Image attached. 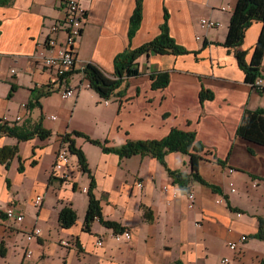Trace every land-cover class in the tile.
I'll list each match as a JSON object with an SVG mask.
<instances>
[{
  "label": "crops",
  "instance_id": "0c3cea01",
  "mask_svg": "<svg viewBox=\"0 0 264 264\" xmlns=\"http://www.w3.org/2000/svg\"><path fill=\"white\" fill-rule=\"evenodd\" d=\"M67 1L0 4V119L7 116L13 120L11 125L28 131L41 123L51 131L47 139L0 137V148L17 146L20 155L9 166L0 163V213L11 205L25 215L22 222L0 224V242L8 248L0 264H230L231 260L260 264L264 240L254 235L260 219L264 222V146L238 136L237 129L247 109H264V82L263 87L246 82L235 50L221 45L238 0H143L142 24L131 40L136 0H78L87 18L77 44V68L66 84L50 86L52 76L43 58L53 51L46 40L50 26L66 18ZM166 12L170 35L189 53L140 55L136 60L140 75L126 78L106 104L91 89L82 69L91 62L113 77L116 55L154 40ZM201 18H213L221 26L203 29ZM261 28L256 21L246 31L240 49L247 53V62ZM58 36L63 42L65 35ZM163 71L170 75L169 85L153 87L151 74ZM68 87L75 94L63 99L61 93ZM202 89L213 97L202 101ZM17 116L21 120L15 122ZM174 128L195 132L205 145L199 173L217 187L191 181L194 208L159 159L150 155L122 159L85 137L112 147L129 140L162 139ZM67 133L87 156L96 183L93 194L103 217L130 230L132 239L117 242L114 229L99 219L90 232L83 229L90 175L82 171L74 154L72 180L65 181L54 172L57 151ZM91 148L96 151L91 153ZM165 160L170 170L191 173L189 155L173 152ZM83 175L86 180L80 182ZM37 196H42L40 205ZM65 207L78 215L68 228L59 222ZM35 227L41 228L42 235L28 240ZM243 236L247 240L242 242ZM103 237L104 244L98 245L97 239ZM233 241L238 244L236 250L228 246ZM26 249L32 250L30 258L25 256Z\"/></svg>",
  "mask_w": 264,
  "mask_h": 264
},
{
  "label": "trees",
  "instance_id": "16d2710c",
  "mask_svg": "<svg viewBox=\"0 0 264 264\" xmlns=\"http://www.w3.org/2000/svg\"><path fill=\"white\" fill-rule=\"evenodd\" d=\"M10 0H0L1 5L8 4ZM143 0H136V8L131 17V24L129 29L130 40L133 39L137 30L142 24L143 20ZM165 21L161 25V33L153 40L148 41L141 47L135 49H128L121 52L115 57V72L114 76H108L102 68L96 64L89 62L82 72L84 76L90 81V87L97 92L102 98L106 100L111 99L117 93L120 85L123 84L126 78L131 76H139L140 69L137 64V58L140 55L147 53L155 54H188L189 51L184 46L178 44L176 40L170 35L169 31V14L165 13ZM259 21L263 28H261L257 43H255L253 56L250 62L246 61L247 53L241 50L240 47L245 42L246 31L251 25ZM220 44V43H219ZM221 45L228 47L230 50H235L237 60L241 68L245 71V80L254 85L256 79L261 76L260 68L262 60L264 59V0H238L235 11L232 13L230 25L228 27V35L225 42ZM154 79L153 87H165L170 83V75L168 71L155 72L151 74ZM13 89L10 92V96ZM213 97V93L202 89L200 93L201 100ZM75 135H82L75 132ZM237 134L243 139L264 146V109L257 108L255 110L247 109L244 118L241 120ZM2 135H12L21 141L31 140L38 136L47 139L51 135L50 130H46L41 123H38L34 129L28 131L27 128L10 125L7 123H0V137ZM89 142L98 145L106 153H116L120 158L131 157L133 155H150L159 159L169 174L174 177V182L180 186V189L188 193L189 183L191 181L199 182L204 185L213 187L204 179L199 173V164L204 159L201 153H207L206 147L203 143L197 140L195 132L183 131L179 128H174L167 136L158 140H141L131 141L118 146L107 147L106 143L98 139H90L85 136ZM63 142L68 143L69 150L79 159L78 163L83 172L88 173L91 179L90 189L88 191L89 207L86 212L83 229L87 232L91 231L93 222L99 219L102 224L114 231H123L125 228L118 225V222L106 220L101 211L100 201L93 194L96 186L95 179L91 173L88 165L87 156L81 148L76 147V142L71 134H65ZM252 152V149L249 150ZM173 152H181V154L190 156L191 173L182 172L180 170H170L166 165V156ZM16 157L20 158L19 148L17 146H5L0 148V163L9 166L11 160ZM223 163L222 161L218 160ZM22 169V166H20ZM144 216L151 220L148 208L144 209ZM78 220V215L71 207H65L60 213V225L64 228L72 227ZM261 226L255 238L264 240V222L260 219ZM8 248L4 241L0 242V256H6ZM177 264H182L177 261ZM264 264V260L260 263Z\"/></svg>",
  "mask_w": 264,
  "mask_h": 264
},
{
  "label": "built area",
  "instance_id": "2783aa9c",
  "mask_svg": "<svg viewBox=\"0 0 264 264\" xmlns=\"http://www.w3.org/2000/svg\"><path fill=\"white\" fill-rule=\"evenodd\" d=\"M87 12L80 4L78 0H68L66 7V18L62 21H58L50 26V36L46 40V46L53 51L49 56L43 58L44 65L46 69L50 72L52 79L50 81V86H55L57 84H66L67 78L69 77L71 71L77 68V44L79 39L83 36L84 33V24L86 23ZM200 27L203 29L217 28L221 26V23L216 21L213 18H201ZM65 35L64 41L61 42L58 39L59 33ZM197 39L202 40L200 35H197ZM13 73H16L15 69H12ZM261 76L256 79L254 83L255 86L263 87L264 82V65L261 66ZM75 91L72 87L64 89L61 93L63 99H69L73 97ZM106 104L108 99L105 100ZM55 118V117H53ZM21 120L20 116H17L16 121ZM3 123L12 124L13 120L7 116L2 118ZM68 143H64L60 146L57 151L56 160L54 162V172L58 176L65 180L69 181L73 179V170L71 168V151L69 150ZM233 171V170H232ZM139 187L142 184H138ZM88 191L87 188L83 189ZM189 200V207H195V193L192 190L186 194ZM42 201V196L36 197V204L40 205ZM25 220V215L18 211L14 206L9 205L2 213H0V224L5 221L13 222H22ZM42 235V230L40 227L33 228L28 234L27 239L32 240L35 237ZM114 239L117 242L128 241L132 239V232L130 230L115 231ZM104 237L97 239L98 245L104 244ZM247 237L243 236L241 241H246ZM62 244L67 245V241H62ZM228 246L231 250L237 249V242H228ZM25 256L30 258L32 256V250L26 249ZM227 262L228 259L223 260Z\"/></svg>",
  "mask_w": 264,
  "mask_h": 264
},
{
  "label": "rangeland",
  "instance_id": "374dc122",
  "mask_svg": "<svg viewBox=\"0 0 264 264\" xmlns=\"http://www.w3.org/2000/svg\"><path fill=\"white\" fill-rule=\"evenodd\" d=\"M81 38H82V37H81ZM2 118H3V117H2ZM2 118L0 119V122H3V121H2ZM90 151H91V153H94V152L96 151V148H91ZM85 180H86V176H85V175L81 176V179H79L80 182H81V181H85ZM79 196H80V195H79ZM232 261H233V260L230 261V264H233Z\"/></svg>",
  "mask_w": 264,
  "mask_h": 264
}]
</instances>
